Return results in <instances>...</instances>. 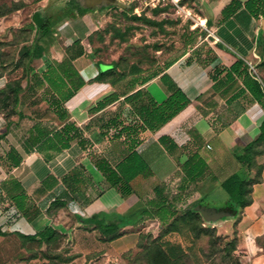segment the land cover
Segmentation results:
<instances>
[{
	"label": "crops",
	"instance_id": "1",
	"mask_svg": "<svg viewBox=\"0 0 264 264\" xmlns=\"http://www.w3.org/2000/svg\"><path fill=\"white\" fill-rule=\"evenodd\" d=\"M195 1L199 2L206 11L208 16L206 21L210 22L207 24L211 35L241 57L248 64L249 70L253 67L257 71L255 67L257 60L254 57H264V46H261L264 45V17L254 18L243 6L247 0H238L242 6L227 19H223L222 10L232 0ZM104 4L109 6L105 1ZM99 5L87 7L86 3L84 6L88 11L85 14L64 17L53 26L51 42L55 40L57 44L63 45V52L55 54L54 48L45 47L41 58L37 60L42 61V57L50 55L54 62L42 63V65L39 62L35 66L31 64L29 88L34 78V82L54 88L51 90L49 87L52 102L72 104L81 108L89 105L90 108L94 107L107 95L109 89H114L119 96L113 103H124V96L139 88L146 89L157 102H161L168 95L160 80L161 74L165 73L189 98L190 103L158 131L147 130L138 136L133 150L153 173V177L147 182L153 184L164 182L168 186L169 179L179 180L181 190L187 192L179 196L180 206L187 207L200 199L204 202L202 205L217 208L227 206L230 203L229 196L218 185L239 168L235 154L258 136L259 125L264 118V97L260 100L255 99L245 87L239 74L225 75L223 72L214 75L217 69L223 67L220 58L210 64L216 63L213 68H210V65L204 67L196 61L182 64V60L178 59L144 84L133 78L119 92H116L115 88L123 85L125 79L114 85L93 80L99 73L97 62L86 57L81 40L89 37L97 29L96 8L101 7ZM61 8L46 15L56 18ZM262 68L264 70V66ZM231 100L240 101L245 107V112L228 127L220 128L215 117ZM22 102L20 96V104ZM109 105L95 112H90V108L88 111L81 109L80 112L84 111V113L78 112L80 116L74 115L76 120L80 121L76 124L73 122L76 127L80 126V123H89L88 130L97 129L96 139L101 147L107 145V141H103L100 135L105 131L103 127L109 120L117 118L121 122L119 125L121 127L133 118L126 103L124 105L128 107L129 113L126 120H123L120 114L107 116ZM68 119L69 116L66 121ZM96 119L99 121L96 122ZM37 125L39 128L36 127ZM61 126L48 128L49 133L46 137L39 135V131L44 127L38 123L25 132L24 138L23 130L19 137L11 131L5 136H0V198L4 200L0 204V232L3 235L21 233L26 236L42 230L50 223V219L44 213L49 193L62 183L63 177L75 172L81 185L69 195L66 211L80 216L82 220L95 214L110 220H115L116 216H123L128 217V223L122 227L125 233L110 242L103 240V237L92 229L93 225L84 224L82 221L75 223L76 227L67 231L60 229L67 235L78 228L79 236L74 246L78 245L77 241H81V238L85 239L81 245H85L86 242L91 243L90 246L94 245L95 243L90 240V235H94L100 244L106 246L104 254L111 250L122 252L125 248L135 245L141 233L138 230V217L142 216L137 212L144 207L143 200L134 194L122 195L117 188L109 185L91 161V151L89 152L88 146H91L92 142L88 140L90 138L85 130L77 127L81 136L69 141L67 147H63L60 141L54 139V134ZM161 135L169 136L179 148L184 150L180 157L181 161H185L191 153H195L205 164L206 171L203 177L196 182L190 181L159 141ZM48 139L50 141H46ZM96 147L101 151L98 146ZM17 159L19 163H13ZM257 161L263 165V171L261 180L253 185L252 203L238 209L233 216L225 217L236 223L233 225L237 230L235 236L238 241L245 235L247 239L248 236L259 235L258 231H264V153L257 157ZM21 195L28 196L31 200L23 212L12 201L13 198ZM177 200L168 203L177 204ZM70 240L72 241L71 237L67 239ZM241 246L239 242V248ZM245 253L247 254L238 259V264H264L263 252L255 255L248 251Z\"/></svg>",
	"mask_w": 264,
	"mask_h": 264
},
{
	"label": "trees",
	"instance_id": "2",
	"mask_svg": "<svg viewBox=\"0 0 264 264\" xmlns=\"http://www.w3.org/2000/svg\"><path fill=\"white\" fill-rule=\"evenodd\" d=\"M180 3L185 4L186 0H180ZM241 6L242 4L238 0H232L222 10L223 19L230 17ZM243 6L254 18L264 17V0H247ZM28 8V5L24 2H12L11 5L2 3L0 4V17H8L17 22H22L23 13ZM131 9L130 7L124 10L130 11ZM168 10V8H156L153 10L152 16L168 12ZM87 11L88 8L83 5L82 0H70L61 8L56 18L40 15L39 12L32 14L33 30L37 32V35L31 39L29 45H23L20 48V57L26 61L25 71L27 74L31 71L32 62L41 58L45 49L44 43H48L52 39L53 26L64 17L83 15ZM35 15H38V18H35ZM151 17L134 15L137 20H142L150 25L161 26V21L163 20L157 22ZM176 19L181 20V16ZM207 23L210 22L207 20ZM81 54L82 51L80 52ZM209 54L212 56L207 62L201 59V54L196 53V57L190 58L187 63L196 61L205 67L210 65L215 59L220 58L223 62V67L217 69L214 75H220L223 72H225V75L229 73L239 74L242 76L245 87L255 99L260 100L264 97V82L259 77L258 71L249 70L248 64L241 57L220 42L214 43ZM173 62H167L165 68ZM101 64L104 63L97 61L99 73L93 80L108 82L112 85L126 79L130 75H141L145 72L137 64H131L127 69L121 70L116 62L107 64L109 67L101 71L99 68ZM259 65L263 67L264 60ZM257 66L258 64L255 66L256 69ZM163 70L152 71L140 80V84H144L151 78L158 76ZM160 80L167 90V97L161 102H157L144 88H139L125 95L123 101L130 107V112L133 116L132 120L121 127H119L121 122L117 118L109 120L103 127L105 131L100 135L103 141H107V145L102 147L101 151H96L95 149L90 152L91 161L103 174L111 187L117 188L122 195L134 194L143 200L144 207L137 214L142 217L157 218L161 223H165L162 233L157 238H151V243H143L145 236L139 233L137 244L139 248L143 249V252L133 258V264H238V258L234 254L238 246L237 237L234 235L231 240L223 244L222 238L217 235V229L215 227L202 226L203 219L200 213L193 210L197 204L204 203L202 199L189 204L182 210H175L163 196L160 184L157 182L153 184V196L149 199L145 198L146 190L144 185L153 177V173L139 154L133 150L138 136L147 130L151 132L158 131L190 103L189 98L168 75L165 73L161 74ZM80 85L81 83L78 87ZM21 88V84L16 82L15 84H8L4 89H0V112L5 113L6 116L10 113H15L18 118L24 117L20 110H16V107L20 104L19 91ZM118 97L115 92L109 93L98 101L94 107L90 108L89 111H99L118 100ZM244 112L245 107L240 101L231 100L218 112L215 121L220 128H225ZM56 113L58 119L64 123L60 130L54 134V139L60 141L63 147H67L69 141L81 136L80 130L73 122L66 121L68 118L67 112L58 111ZM111 126L119 128L111 134L109 132ZM36 127L39 128L38 125ZM259 131L257 137L246 143L243 149L235 154L239 168L218 185L229 196L230 203L227 206H230L235 212L252 203L251 193L253 185L258 183L262 177L263 165L258 163L257 157L264 153V118L259 125ZM48 133L47 128L39 131V135L45 137ZM133 136L135 138H131ZM46 141H50V139ZM159 141L176 160L180 169L190 181L196 182L203 177L206 167L195 153H191L185 161H181L180 157L184 150L179 148L169 136L161 135ZM13 163H19V159L13 161ZM79 185H81V182L75 172H71L62 178V183L49 193L48 204L44 208V213L50 219V223L33 235L25 236L21 233H16L23 245L27 242H34L39 246H45L49 251H53L54 248L60 246L66 234L54 225L55 219L60 210L67 209V203L70 200L69 195L74 193ZM12 201L22 212L31 203L30 198L25 195L15 197ZM73 217L77 222L82 221L84 224L93 225L92 229L96 230L103 237V240L108 242L122 236L125 233L122 227L128 223V217L123 216H116L115 220L105 219L96 214L83 220L76 214H73ZM186 232L192 234V245L206 237L208 250L198 254L190 247L186 253L177 255L175 253H166L157 244L159 237L169 233L184 234ZM0 235H3L2 232H0ZM256 242L264 253V238H258ZM49 255L47 254L48 258L50 257ZM154 255L158 258L160 257L161 260L156 259V257L153 258Z\"/></svg>",
	"mask_w": 264,
	"mask_h": 264
},
{
	"label": "rangeland",
	"instance_id": "3",
	"mask_svg": "<svg viewBox=\"0 0 264 264\" xmlns=\"http://www.w3.org/2000/svg\"><path fill=\"white\" fill-rule=\"evenodd\" d=\"M69 1L0 0V4L11 5L12 2H24L29 7L23 13L22 22H17L8 17H0V89H4L8 84H15L16 82L23 84L19 91L23 102L16 107V110H20L24 114V117L18 118V115L15 113H10L6 116L5 113L0 112V136H5L6 133L11 131L13 134L15 132V135L19 137L20 132L23 130L24 138L25 132L37 123L47 129L60 127L63 122H60L57 117L56 112L58 111L67 112L69 116L68 121L76 124L80 121L78 122L74 115L78 114L80 116V113L82 114L90 108L91 105L85 107V109L83 107H75L72 104H57L55 101L52 102L50 88L51 90L54 88L48 85L49 88L45 84L42 86L41 83L34 82V78L31 80L32 85L29 88V74L25 71L26 61L20 57V48L23 45H29L31 39L37 35V32L33 30L34 22L32 14L34 12H40L43 15L54 13ZM82 2L83 5H86L84 0ZM99 6L101 7L96 8L97 29L89 37L81 40L86 57L93 59L94 62L100 61L104 64L116 62L121 70L127 69L131 64H137L145 71L141 75H137V77H133V75L128 76L123 85L115 88L116 92L123 90L133 78L141 80L154 70H163L169 61L181 59L182 64H184L190 58L196 57L195 54L198 53L201 54V59L207 62L212 56L209 54V51L214 43L218 42L211 33L205 30L207 28L210 31L206 21L208 16L199 2L195 0H186L185 6L187 9H190L192 17L196 20L190 18L184 20L182 16L181 20H179L176 19L178 16L172 12H162L151 17L157 22L163 20L161 21V26L150 25L142 20L135 19L134 15L130 14L131 10L127 11L117 6H107L105 4H100ZM195 16L199 17L200 20ZM56 44L55 40H52V42L50 40L48 43H44V46L46 48L49 46L48 49L54 48L55 54L63 52V45ZM261 46L264 45L261 44ZM254 58L257 60L255 62L258 64L257 71L259 77L264 82V70L259 65L264 60V57L255 56ZM49 62H54V59L50 55H46L42 57V61L37 60L32 62V64L35 66L37 63L42 65V63ZM214 65H210V68H213ZM110 92H114V89H109L107 94ZM81 109H84V111L80 112ZM106 112L107 116L120 114L123 120H126L129 115L128 107L123 102L109 105ZM95 121L98 122L99 119ZM87 124L80 123L81 127H77L82 128L89 135L88 138L90 139L88 140L92 142L91 146H88L89 152H93L95 149L97 151L96 146L102 150L101 145H98V140L96 139L97 129L88 130ZM95 126H97V123ZM118 128L111 126L109 132L112 134ZM172 181L173 183H171ZM167 183L168 186L164 182L160 184L163 196L168 201L178 199L177 204L172 205L175 210H182L185 206L179 205L181 201L179 196L187 192L181 190L179 180L174 181L171 178ZM144 186L146 190L145 198L149 199L153 196V183L146 182ZM2 201L4 200L1 197L0 204ZM75 223L77 221L68 210H61L56 216L54 225L67 231V229L76 227ZM233 224L236 223L225 218L213 223L203 220L202 226L215 227L217 235L222 238L224 244V242L231 240L237 233ZM138 225V230L145 236L142 242L151 243V238H157L162 233L165 223L163 224L159 220H154V218L148 216L138 217ZM77 229L67 234L60 246L54 248L53 251H49L45 246H39L34 242H27L24 246L18 236L13 233L0 236V264H133V258L143 252V249L139 248L136 243L133 246L125 248L122 252L111 250L104 254L106 246L100 244L94 235H90V240L95 243L94 245L90 246L91 243L89 242L81 245L85 239L79 237L81 241H77L78 245L74 246L75 240L79 236ZM257 234L259 235L256 237L247 235V239H245V235L244 238L238 241V246L234 252L238 259L246 255V251L254 255L262 252V248L257 244L256 239L264 238V231H258ZM147 235L148 237H146ZM69 237L72 238V241H67ZM239 242L242 244L240 248ZM157 244L166 253H175L177 255L186 253L190 247L198 254H202L208 250L207 238L204 237L196 242L195 245H192L193 237L190 232L184 234L169 233L159 237ZM47 254H50L49 258ZM155 257L161 260L160 257L158 258L154 255L153 258Z\"/></svg>",
	"mask_w": 264,
	"mask_h": 264
},
{
	"label": "built area",
	"instance_id": "4",
	"mask_svg": "<svg viewBox=\"0 0 264 264\" xmlns=\"http://www.w3.org/2000/svg\"><path fill=\"white\" fill-rule=\"evenodd\" d=\"M126 6V8H132L130 11L131 15H144L151 17L153 10L156 8H168V12H172L177 16H182L184 20L190 18L196 20L192 17L190 9H187L185 4H181L180 0H118ZM167 13V12H163ZM198 20L199 17L195 16ZM203 27V26H202ZM206 31L211 33L209 29L205 28ZM212 34V33H211ZM251 70L255 72L254 68Z\"/></svg>",
	"mask_w": 264,
	"mask_h": 264
},
{
	"label": "water",
	"instance_id": "5",
	"mask_svg": "<svg viewBox=\"0 0 264 264\" xmlns=\"http://www.w3.org/2000/svg\"><path fill=\"white\" fill-rule=\"evenodd\" d=\"M86 1H87V7H94L96 5H99L102 0H97L96 2L93 3H89L88 0ZM104 1L107 2V4H109L110 6H117L119 8L126 9V6L121 2H119L118 0H104ZM35 18H38V15H35ZM108 67L109 65L107 64H101L99 66L101 71L106 70ZM193 210L199 212L202 219L208 223H213L225 217L233 216L235 214V211L230 206L217 208V207H210V206L198 204L193 208Z\"/></svg>",
	"mask_w": 264,
	"mask_h": 264
},
{
	"label": "flooded vegetation",
	"instance_id": "6",
	"mask_svg": "<svg viewBox=\"0 0 264 264\" xmlns=\"http://www.w3.org/2000/svg\"><path fill=\"white\" fill-rule=\"evenodd\" d=\"M86 3H87V1L86 0H84ZM97 0H88V2L89 3H93V2H96ZM100 4H104V1H101V3Z\"/></svg>",
	"mask_w": 264,
	"mask_h": 264
}]
</instances>
